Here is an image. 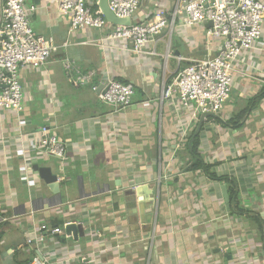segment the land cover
Returning a JSON list of instances; mask_svg holds the SVG:
<instances>
[{"label": "crops", "instance_id": "crops-1", "mask_svg": "<svg viewBox=\"0 0 264 264\" xmlns=\"http://www.w3.org/2000/svg\"><path fill=\"white\" fill-rule=\"evenodd\" d=\"M178 2L141 0L132 21L159 8L170 14ZM36 5L31 25L59 49L43 66L22 68L24 111L0 110V264H30L41 253L50 264H264V25L234 70L229 99L198 134L200 161L219 179L194 168L201 115L162 98L189 61L219 53L222 42L205 25H185L179 14L136 54L93 44L96 29L70 33L54 0ZM66 59L95 71V83L111 76L132 84L131 105L73 86ZM43 125L66 145L64 160L46 155L32 134ZM36 166L58 175L61 197ZM70 222H83L85 236L68 235ZM43 224L46 240L28 243ZM56 227L63 232L51 233Z\"/></svg>", "mask_w": 264, "mask_h": 264}, {"label": "built area", "instance_id": "built-area-1", "mask_svg": "<svg viewBox=\"0 0 264 264\" xmlns=\"http://www.w3.org/2000/svg\"><path fill=\"white\" fill-rule=\"evenodd\" d=\"M59 11L69 18L70 33L86 28L100 32L95 45L119 47L136 54L147 53L145 48L162 30L181 16L182 23L207 27L210 39H219L221 49L212 57L193 59L165 84L162 98H175L182 107L192 108L193 118L203 113L218 114L229 99L236 66L244 61V53L255 47L262 36L264 25V0H179L175 10L156 9L145 22H133L141 0H108L109 9L119 18H131V24L108 21L100 9L99 0H54ZM38 9L28 0H0V110L21 113L25 109L26 94L21 80V70L27 66L46 64L59 46L52 38L37 33L31 25V14ZM211 23L210 26H207ZM155 54V52H149ZM65 74L75 87L88 84L100 99L115 107L131 105L134 86L108 76L102 83H95V71L81 73L70 59L64 62ZM103 87L99 90V87ZM99 90V91H98ZM38 142L48 156L65 159L66 145L47 125L37 131ZM28 243L44 242L47 225ZM60 227L51 233H62ZM30 264H50V257L35 256Z\"/></svg>", "mask_w": 264, "mask_h": 264}, {"label": "water", "instance_id": "water-1", "mask_svg": "<svg viewBox=\"0 0 264 264\" xmlns=\"http://www.w3.org/2000/svg\"><path fill=\"white\" fill-rule=\"evenodd\" d=\"M34 2L36 4H39L40 0H34ZM98 5H99V8L102 11L103 15L105 16V18L108 21L113 22L115 24H124V25L131 24V18H119V17L114 15V13L109 9L108 0H99ZM210 25H211V23L207 24V26H210ZM102 87H103V85H101L99 87V90ZM209 116H218V115L216 113H203L201 115V119H200L198 128L195 132V135L191 139V143L194 141L195 137L199 134L205 118L209 117ZM35 169H37L39 171L41 178H43L45 180V182L47 183L50 190L54 194H58L61 197L60 181L58 180L59 177L56 173H53L52 168L36 166ZM223 191H224L225 198L228 202L229 196H228V193L226 190V186H223ZM234 204H235V201H232L233 206H234ZM85 227H86V225L83 222H70V223H67L65 225V230H66L68 235H71L74 237V239L79 240V238L84 237L86 234Z\"/></svg>", "mask_w": 264, "mask_h": 264}, {"label": "trees", "instance_id": "trees-1", "mask_svg": "<svg viewBox=\"0 0 264 264\" xmlns=\"http://www.w3.org/2000/svg\"><path fill=\"white\" fill-rule=\"evenodd\" d=\"M96 9H99V5L96 6ZM198 148H199V135L196 136L193 144L191 145V152H192L193 156L195 158H197V160H196V162L194 164V168H198L199 166H203L205 168V170L207 172H209V174L212 177L219 178V177L216 176V173H214L213 170L212 171L210 170L211 168L207 167V165H205L202 161H200L201 159H200V153H199ZM224 178L225 177H223V179ZM219 179H222V177L219 178ZM238 211H240V209H238Z\"/></svg>", "mask_w": 264, "mask_h": 264}, {"label": "rangeland", "instance_id": "rangeland-1", "mask_svg": "<svg viewBox=\"0 0 264 264\" xmlns=\"http://www.w3.org/2000/svg\"><path fill=\"white\" fill-rule=\"evenodd\" d=\"M32 27H33V29H34L35 31L37 30V28H36L37 25H36V24L33 23V24H32ZM32 104H33V103H32ZM36 104H39V101H35V105H36Z\"/></svg>", "mask_w": 264, "mask_h": 264}]
</instances>
